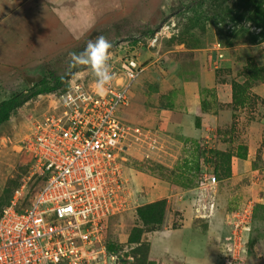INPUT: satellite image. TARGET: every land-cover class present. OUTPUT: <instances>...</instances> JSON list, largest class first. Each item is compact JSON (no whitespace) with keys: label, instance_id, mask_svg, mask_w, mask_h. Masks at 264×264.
I'll return each mask as SVG.
<instances>
[{"label":"rangeland","instance_id":"obj_1","mask_svg":"<svg viewBox=\"0 0 264 264\" xmlns=\"http://www.w3.org/2000/svg\"><path fill=\"white\" fill-rule=\"evenodd\" d=\"M21 1L8 0L7 8L0 7V212L18 189L24 187L18 208L28 206L39 191L42 181L20 148L22 139L36 120L53 111L54 101L75 73L88 70L70 67V53L83 51L89 40L102 35L112 45L109 52L137 55L147 65L133 87L130 104L120 109L123 120L144 131L141 140L131 143L126 162L131 188L139 192L129 197L126 209L109 219L103 242L114 244L117 254L126 258L120 264H157L150 256L156 231H205L208 221L219 217L213 264H220V243L245 220L251 229L245 233L248 243L242 264H264V160L259 154L264 146V100L250 91L252 74L264 78V0H137V14L120 18L109 13L117 11L120 0H91L90 17L97 18L79 33L47 6L19 19L15 10ZM171 21L176 23L175 34L150 46V37ZM127 40L131 42L124 43ZM217 43L234 55L239 49L246 51L253 68L244 71L243 82L235 88L236 101L230 106L236 111L233 122L214 127L199 120L197 128L196 116L187 115L196 94L185 83L201 78L209 50ZM255 46L257 60L252 56ZM27 69L38 70L42 80L29 84L22 73ZM83 80L88 84L94 76L85 72ZM203 94L206 101L215 96L209 89ZM251 141L261 145L257 159L247 164L248 169L232 174L230 155L250 154ZM211 153L214 159H209ZM206 164L219 180L217 209L210 220L198 218L195 211ZM168 185L170 194L184 193L186 208H178L176 196L166 197ZM149 205L155 206L147 209ZM168 264L194 263L178 259Z\"/></svg>","mask_w":264,"mask_h":264},{"label":"built area","instance_id":"obj_2","mask_svg":"<svg viewBox=\"0 0 264 264\" xmlns=\"http://www.w3.org/2000/svg\"><path fill=\"white\" fill-rule=\"evenodd\" d=\"M176 30V23L166 22L149 45ZM216 49H223L220 43ZM109 53L114 79L105 95L96 94L94 81L83 80L90 70L75 73L53 111L36 120L22 139L20 148L43 182L28 206L18 208L22 187L0 212V264H120L103 237L109 219L139 192L131 188L126 162L131 143L144 135L141 127L122 119L120 109L130 104L147 65L134 54ZM218 183L212 166L203 165L195 194L198 218L214 215ZM240 222L222 244L220 264L244 260L251 228Z\"/></svg>","mask_w":264,"mask_h":264},{"label":"crops","instance_id":"obj_3","mask_svg":"<svg viewBox=\"0 0 264 264\" xmlns=\"http://www.w3.org/2000/svg\"><path fill=\"white\" fill-rule=\"evenodd\" d=\"M7 1L0 0V7H3L2 10L4 7L7 8ZM21 3L15 10L16 14L19 13V19L26 17L24 14L28 16L29 14H39L42 6H47L53 10H49V12H53L54 15L58 16V19L62 23H68L70 28L76 33L91 27V24L97 18H95V15L90 17L91 14L89 11L93 10L94 7L91 0H22ZM136 3L137 0H120V7H118L117 11L114 13L110 11L109 13L116 14L118 16L117 18H120L122 14L135 15L137 14L134 8ZM86 12L90 15L85 16ZM105 13L102 12L101 14ZM141 17L145 19L146 16L144 17L142 15ZM105 19L103 18L100 22H104ZM255 47L252 50V56L257 60L259 57V49L257 46ZM215 49L211 48L209 50L210 54L208 55L207 63L205 61V66L201 71V78L199 80L196 79V81H188L185 83V86L191 89L193 94H196V103L187 115L189 117L195 115L196 120L199 117L201 125L207 124L218 127L233 122V115L236 113L231 108L234 102L233 82H243L240 78L244 77L243 71L248 65V59H246V51L242 53V49H239L236 55L232 54L230 48H223L222 50ZM220 52L223 54L222 57H219ZM256 64L260 65L257 61ZM205 89L213 90L215 93L214 98L208 96L206 101L203 94ZM250 91L252 94L264 100V80L254 83L250 87ZM262 122L264 123V116L262 117ZM249 144L252 145L249 147H253V152L250 151V154L247 155L246 153L244 156L239 154L231 155L230 169L232 174L234 173L235 175L243 172V168L248 169V163L251 165L253 163L252 161L257 159V151L261 145L258 141H251ZM259 154H261L264 160V146L262 152ZM170 191L171 187L168 185L166 197L170 200L171 197L176 196L178 208L181 210L186 208L187 200H184V193L170 194ZM183 221L187 223L185 219ZM208 222L210 225L205 231L196 229V232H188L182 228L156 231L151 239V258L156 260L157 264L174 263L178 259L190 260L194 264L215 263L217 255L214 251V238L218 236L217 229L219 228L220 218L217 217ZM219 246L222 247V242Z\"/></svg>","mask_w":264,"mask_h":264},{"label":"clouds","instance_id":"obj_4","mask_svg":"<svg viewBox=\"0 0 264 264\" xmlns=\"http://www.w3.org/2000/svg\"><path fill=\"white\" fill-rule=\"evenodd\" d=\"M111 47L107 38L101 35L94 41L89 40L83 51L70 53V67L84 66L93 74V87L97 95H105L114 79V74L108 63Z\"/></svg>","mask_w":264,"mask_h":264},{"label":"trees","instance_id":"obj_5","mask_svg":"<svg viewBox=\"0 0 264 264\" xmlns=\"http://www.w3.org/2000/svg\"><path fill=\"white\" fill-rule=\"evenodd\" d=\"M250 66V65H249ZM249 66L247 65L246 67H245V70L244 71H246V72H248L249 71ZM259 66V65H258ZM250 68H253V67H251L250 66ZM243 71V73H244V75H245V72ZM251 78H252V81H251V86L254 84V83H256V82H259V81H262V80H264V78L263 79H261V78H257V77H255L253 74L251 75ZM237 83H241V82H238V81H234L233 82V92H234V102L236 101V87L238 86V84ZM250 86V87H251ZM254 95V94H253ZM254 96H257V95H254ZM258 97V96H257ZM233 102V103H234ZM197 121H199V119H198V117H197V120H196V125H197ZM230 158H231V155H230ZM42 181V180H41ZM43 182V181H42ZM156 205V204H155ZM155 205H149V207H147V209H153V208H151V207H153V206H155ZM146 209V210H147ZM146 215H149V212L146 214ZM107 248H108V250L110 251V252H113V253H118V250H116V247H115V245L114 244H112V243H108L107 244ZM120 256V255H119Z\"/></svg>","mask_w":264,"mask_h":264},{"label":"water","instance_id":"obj_6","mask_svg":"<svg viewBox=\"0 0 264 264\" xmlns=\"http://www.w3.org/2000/svg\"><path fill=\"white\" fill-rule=\"evenodd\" d=\"M22 73L24 75V78L28 81L29 84L33 85L42 80V74L38 70L32 71L27 69V70H23ZM125 260L126 258L123 257L120 258V261H125Z\"/></svg>","mask_w":264,"mask_h":264}]
</instances>
